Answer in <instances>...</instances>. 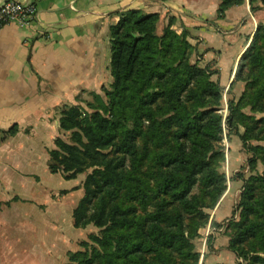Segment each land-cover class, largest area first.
Returning a JSON list of instances; mask_svg holds the SVG:
<instances>
[{
    "label": "trees",
    "instance_id": "trees-1",
    "mask_svg": "<svg viewBox=\"0 0 264 264\" xmlns=\"http://www.w3.org/2000/svg\"><path fill=\"white\" fill-rule=\"evenodd\" d=\"M244 1L219 0L216 19ZM248 3L251 12L264 9V0ZM118 17L109 28L113 82L105 100L94 94L86 108L63 107L59 130L69 137L56 138L47 152L49 171L65 179L91 169L74 226L102 228L68 254L67 264H195L188 220L204 215L205 203L191 191L200 184L213 204L225 186L211 165L222 132V87L211 79L215 71L189 62L193 46L184 29L177 34L168 25L159 35V14L137 9ZM233 81L245 82V90L229 102L227 123L245 128L243 142L264 140V127L252 133L264 117L241 111L264 112V24L240 55ZM239 208L229 247L249 264H264V174L246 183Z\"/></svg>",
    "mask_w": 264,
    "mask_h": 264
},
{
    "label": "crops",
    "instance_id": "crops-1",
    "mask_svg": "<svg viewBox=\"0 0 264 264\" xmlns=\"http://www.w3.org/2000/svg\"><path fill=\"white\" fill-rule=\"evenodd\" d=\"M17 1L33 4L37 16L28 26L0 28V264H67L94 226H74L84 173H51L47 152L64 134L61 109L111 83L109 28L118 13L174 16L201 62H216L212 78L224 87L248 37L264 24V9L251 12L246 0L216 19L218 0Z\"/></svg>",
    "mask_w": 264,
    "mask_h": 264
},
{
    "label": "rangeland",
    "instance_id": "rangeland-1",
    "mask_svg": "<svg viewBox=\"0 0 264 264\" xmlns=\"http://www.w3.org/2000/svg\"><path fill=\"white\" fill-rule=\"evenodd\" d=\"M175 24L176 22L174 16L165 15L162 17V15L159 14L157 28L158 34L161 35L163 33V29L169 25L170 28L177 34H180L184 29L187 32V39L189 41V38H191L190 32L185 28L178 32L175 29ZM252 35L248 37V43L250 42ZM108 50V71L110 73V36ZM200 59L201 54L198 51L195 52L193 46V51L189 57V62L191 64H197L201 68H207L205 69L206 72L216 70V68H213L216 63L214 60L204 64ZM222 71L224 72V68ZM215 74H217L216 71L211 76V79L214 82H217L212 78ZM232 81L233 78L224 87H222L217 82L222 87L221 100L216 111L219 115H221L222 132L220 140L215 143L217 156L214 158L212 157L213 159L211 161L212 167L216 169L219 174L224 175V190L222 191L219 199L213 204L210 197L204 193L200 184L195 185L191 191L192 195H196L200 199H203L205 203V206L203 207L204 215L196 216L191 220H188V223H190L193 227L192 232L196 234V236L191 240L193 251L198 254V261L195 264H249V260H245L243 257L239 256L233 249L229 247V244L231 235L235 232L233 230L234 228L232 227V223L237 222L240 219L239 203L242 198V193L244 192V187L246 183H248V181H250L253 177L264 174V140H251L243 142L240 139V135L245 132V128L241 125L230 126L227 123L229 102L232 101L235 104L238 103L243 91L245 90V82ZM112 82L113 78L111 79L110 84H108L106 87L103 86L100 89L99 94L93 91L90 93V95H86V99L84 100L78 98L76 100V104L86 108V102H93L94 94L100 95L105 100V90H110ZM223 83L225 84L224 81ZM241 111L245 115L256 120L264 117V112L259 113L256 111H251L249 107H244ZM244 121L250 124L253 123L246 119ZM252 125L254 126V130L252 131L253 134H256L260 127H264L262 123H255ZM262 129L263 131L261 132V137L264 138V128ZM68 135V133H64L63 137L60 138L67 140L69 137ZM90 172L91 169H87L84 172V179ZM260 194L261 192L257 193V195ZM93 228L94 232L92 233L91 237L101 235L102 228H97L95 226ZM251 240L252 239L245 240L242 246L244 250L249 249ZM252 255V253H249V258H251Z\"/></svg>",
    "mask_w": 264,
    "mask_h": 264
},
{
    "label": "built area",
    "instance_id": "built-area-1",
    "mask_svg": "<svg viewBox=\"0 0 264 264\" xmlns=\"http://www.w3.org/2000/svg\"><path fill=\"white\" fill-rule=\"evenodd\" d=\"M37 16L33 4L17 0H6L0 4V28L9 23L28 26Z\"/></svg>",
    "mask_w": 264,
    "mask_h": 264
}]
</instances>
